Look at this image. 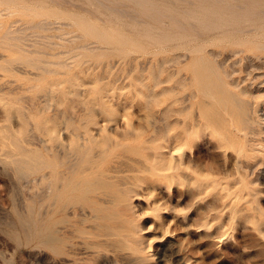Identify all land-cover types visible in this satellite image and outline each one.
<instances>
[{"label":"bare ground","instance_id":"6f19581e","mask_svg":"<svg viewBox=\"0 0 264 264\" xmlns=\"http://www.w3.org/2000/svg\"><path fill=\"white\" fill-rule=\"evenodd\" d=\"M96 1L125 14L156 13L165 25L199 34L229 25L221 15L210 19L217 13L210 7L179 18L147 0H126L134 8L122 7L125 0ZM14 14L30 19L8 26L0 20L7 51H0V165L33 198L26 203L36 210L33 227L26 222L51 250L52 264H143L142 231L162 242L172 264H203L201 247L232 235L223 229L226 217L234 225L260 212L240 199L256 197L250 185L264 168V23L245 29L258 31L252 37L209 42L214 49L180 41L149 70L150 82L137 78L145 89L138 99H115L100 73L86 72L113 67L97 50L125 60L136 39L81 13L0 0V18ZM163 82L171 85L157 91Z\"/></svg>","mask_w":264,"mask_h":264},{"label":"rangeland","instance_id":"374dc122","mask_svg":"<svg viewBox=\"0 0 264 264\" xmlns=\"http://www.w3.org/2000/svg\"><path fill=\"white\" fill-rule=\"evenodd\" d=\"M21 1L28 4H36L38 2L47 8L62 10L66 13H81L98 24L115 28L122 34L131 36L132 38L136 39L137 42H139V46H136L135 50L131 52L125 60L120 59L116 53H110L102 47L96 51L98 53L95 55L99 56V53L101 54L106 52L103 54L102 59H111L113 67L110 68L109 66L100 64L94 69H90L86 72V74L100 73L103 77L100 82H109V86H112L110 93L115 99H124V97L138 99L140 97L138 90L145 89L140 86L137 78L140 77L141 74L146 77V82H150L148 76L149 70L156 67L160 57L173 53L175 50V45L180 41L182 42L183 40L191 39L195 43L207 42L208 48L214 49L216 46L210 45L209 42H212L213 40L222 36H228L230 38H245L248 36L252 37L256 35L258 31H246L245 29L264 23V16L262 17V15H264V0H227L226 2L202 0L198 3H187L184 0H147L152 4L154 3L153 5L155 7L162 10L164 9L165 11H168L175 17L179 18L186 9H192L200 12L201 8L210 7L217 10V13L210 14V19L214 20L216 17L221 15L220 17L229 22V25L227 26L215 30H205L200 32L202 34L198 33L199 30L194 31V29L189 25H180V28L182 27L181 29H179V25L176 24L165 25L161 19H157L159 16H157V18L154 16L156 13H154L151 17H147V14L137 15L129 13L125 14L124 12L113 10L111 11L105 6H102L96 0H66L67 3L64 2V0H56L58 4H56L54 0ZM124 2L126 3L125 5H122V7H135L129 1L125 0ZM226 4H228L230 7ZM83 7L89 8V11L85 10ZM136 9L139 8L136 7ZM182 9L184 10L182 11ZM121 13L125 15L123 16ZM249 13H251L252 17ZM129 17L130 19H128ZM19 18L22 19L21 21L30 19L24 15L14 14L12 16L5 15L1 17L0 20L5 23V26H8L10 23L14 22V20ZM38 19H40V17L33 18L34 21H37ZM136 19H139L140 21H136ZM4 27L0 28V33ZM64 29L75 30L76 27L64 26ZM46 32L56 33L57 30H48ZM53 40L59 41L58 38H53ZM58 48L59 47L56 46L55 48H48V50L53 51L57 50ZM0 51L7 53V51L1 47ZM225 51L226 49H224V52ZM172 68V65L168 67V69ZM166 72L167 71L165 70L161 77L164 78L167 74ZM169 85H171V82H163L156 86L155 89L159 91L161 86L163 87ZM132 109L137 112L144 111V109H141L137 106H134ZM263 110L264 108H262V111ZM201 152L204 157H211L210 151H208L204 145L201 147ZM3 172L5 173V169L0 165V264H52L51 258L49 257L52 255L51 250L46 245L40 243L34 236H32L31 227H33V225L31 219L35 217L36 210L34 208L32 212H29L26 203H31L33 198L30 196H25V194L20 191L17 181L12 178L13 176L8 171L5 173L7 176L3 174ZM263 172L259 174L257 181L250 185L258 190V192L255 194L256 197L247 196L246 198L240 199V203H244L246 199H249L252 204H258L260 212H258L254 217L250 216L248 218H241L239 222L234 225L233 223H229V219L226 217V223L223 229H228V231L232 232V235L229 238L224 239V242H209L207 245L201 247V251L202 249L206 251L203 264H264ZM255 173H257V170ZM255 173H251L250 176H255ZM12 179H14V181ZM134 203L137 204L138 201L134 200ZM142 204H144V202H142ZM250 212L252 213L253 211ZM24 221H27L28 223L31 222L32 226L27 222L26 224ZM141 224L142 226H148L149 220L141 221ZM26 225H28V227ZM27 232L28 236L30 235L29 237L26 235ZM148 234L149 233L142 231L141 235V246L143 248L142 255L144 258L143 264H163L162 261L164 258L168 260V264H172L175 257L169 254L164 256L161 250L162 242H153L150 240ZM169 239L172 241L175 240L174 237H169ZM194 240L199 242L202 239L199 237H194ZM84 262L87 263L89 261L85 259ZM126 263L133 264L130 261H121L118 263H109L104 261L101 264ZM195 264L201 263L199 261V263Z\"/></svg>","mask_w":264,"mask_h":264}]
</instances>
